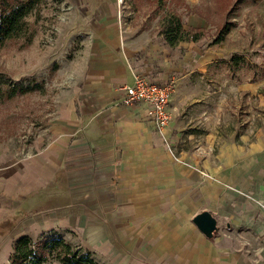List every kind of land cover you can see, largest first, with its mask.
Wrapping results in <instances>:
<instances>
[{
    "label": "crops",
    "instance_id": "crops-1",
    "mask_svg": "<svg viewBox=\"0 0 264 264\" xmlns=\"http://www.w3.org/2000/svg\"><path fill=\"white\" fill-rule=\"evenodd\" d=\"M70 1L89 21L90 54L67 113L56 114L47 136L22 153L0 150V264L21 237L57 231L74 233L96 258L124 264H264V225L234 205L239 196L226 191L209 158L220 136L209 123L216 120L212 106L184 105L171 95L173 122L167 139L158 134L147 105L121 101L122 89L135 81L130 58L137 54L123 41L122 2ZM194 120L212 131L188 139L205 144L177 151ZM206 211L218 223L211 238L193 222ZM243 226L259 240L252 255L236 233Z\"/></svg>",
    "mask_w": 264,
    "mask_h": 264
},
{
    "label": "rangeland",
    "instance_id": "rangeland-1",
    "mask_svg": "<svg viewBox=\"0 0 264 264\" xmlns=\"http://www.w3.org/2000/svg\"><path fill=\"white\" fill-rule=\"evenodd\" d=\"M120 1L126 51H137L130 58L134 74L169 86L170 96H181L184 105L212 106L216 120L209 123L220 136L209 158L223 175L226 191L239 196L234 205L264 225V0ZM27 19L36 33L33 43L9 41L0 47V150L7 152H25L39 136H47L57 113H67L92 42L89 21L70 0H42ZM178 20L182 32H175ZM171 29L180 39L172 46L166 41ZM190 70L178 86L177 79ZM23 86L33 90L10 96L13 87ZM198 124L194 120L185 130L177 151L205 144L188 139V133L212 131ZM248 227L236 233L252 255L259 240ZM59 233L79 245L74 233L53 235ZM97 259L124 264L111 257Z\"/></svg>",
    "mask_w": 264,
    "mask_h": 264
},
{
    "label": "trees",
    "instance_id": "trees-1",
    "mask_svg": "<svg viewBox=\"0 0 264 264\" xmlns=\"http://www.w3.org/2000/svg\"><path fill=\"white\" fill-rule=\"evenodd\" d=\"M42 0H0V47L9 41H23V46H30L36 33L27 19L41 4ZM175 32H182L178 20ZM173 29L167 30L166 41L171 46L179 42ZM31 87H13L10 96L15 93H26ZM42 235L39 239L23 236L14 243L13 252L9 257V264H101L96 256L80 245L66 242L60 233Z\"/></svg>",
    "mask_w": 264,
    "mask_h": 264
},
{
    "label": "built area",
    "instance_id": "built-area-1",
    "mask_svg": "<svg viewBox=\"0 0 264 264\" xmlns=\"http://www.w3.org/2000/svg\"><path fill=\"white\" fill-rule=\"evenodd\" d=\"M122 91L124 92L121 100L123 105H147V116L153 122L155 131L167 139L173 122L172 114L168 110L171 91L169 86L152 83L135 75L134 83L124 87ZM201 173L204 177L208 176L206 172Z\"/></svg>",
    "mask_w": 264,
    "mask_h": 264
},
{
    "label": "water",
    "instance_id": "water-1",
    "mask_svg": "<svg viewBox=\"0 0 264 264\" xmlns=\"http://www.w3.org/2000/svg\"><path fill=\"white\" fill-rule=\"evenodd\" d=\"M193 222L196 223L204 236L211 238L218 230V223L215 217L208 211L198 214Z\"/></svg>",
    "mask_w": 264,
    "mask_h": 264
}]
</instances>
